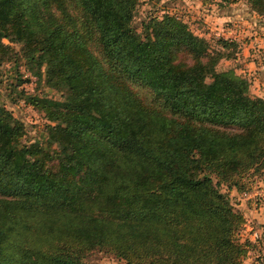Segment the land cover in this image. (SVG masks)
<instances>
[{
  "label": "trees",
  "instance_id": "trees-1",
  "mask_svg": "<svg viewBox=\"0 0 264 264\" xmlns=\"http://www.w3.org/2000/svg\"><path fill=\"white\" fill-rule=\"evenodd\" d=\"M244 1L264 15V0ZM137 6L0 0V59L37 80L44 69L60 92L26 96L50 149L22 143L0 103V264H88L95 249L126 264H244V217L220 187L241 193L264 169V96L218 71L223 55L174 15L139 32Z\"/></svg>",
  "mask_w": 264,
  "mask_h": 264
},
{
  "label": "rangeland",
  "instance_id": "rangeland-1",
  "mask_svg": "<svg viewBox=\"0 0 264 264\" xmlns=\"http://www.w3.org/2000/svg\"><path fill=\"white\" fill-rule=\"evenodd\" d=\"M220 0H138L133 24L140 32L144 20L150 16L161 17L172 14L181 19L196 35L205 38L209 49L220 52L223 57L217 63V70L232 69L248 82L252 96H264V15L250 9L244 0L222 4ZM223 41L228 45L223 47ZM7 43V40H3ZM16 50L18 45H13ZM0 103L25 126L22 143L40 142L48 149L54 147L49 142L46 124L50 123L44 112L38 110L28 99V95L60 99V92L45 82L42 69L41 78L30 75L25 66L5 58L0 59ZM18 71V72H17ZM28 77L26 82H19ZM19 82V83H18ZM24 94V97L22 96ZM243 181V180H242ZM243 192L222 184L233 206L239 210L244 223L239 231L241 241L248 240L250 248L244 264H264V169L249 177ZM250 187V188H249ZM254 233L257 237L253 236ZM88 264H126L123 259L104 249H95L85 258Z\"/></svg>",
  "mask_w": 264,
  "mask_h": 264
},
{
  "label": "built area",
  "instance_id": "built-area-1",
  "mask_svg": "<svg viewBox=\"0 0 264 264\" xmlns=\"http://www.w3.org/2000/svg\"><path fill=\"white\" fill-rule=\"evenodd\" d=\"M253 236L257 237V234H256V233H254V235H253Z\"/></svg>",
  "mask_w": 264,
  "mask_h": 264
}]
</instances>
